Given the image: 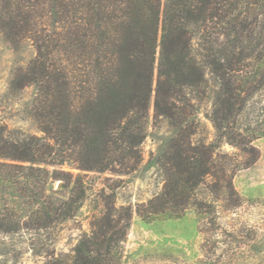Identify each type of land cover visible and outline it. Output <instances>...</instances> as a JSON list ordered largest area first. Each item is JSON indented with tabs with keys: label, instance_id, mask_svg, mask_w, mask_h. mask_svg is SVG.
I'll use <instances>...</instances> for the list:
<instances>
[{
	"label": "trees",
	"instance_id": "1",
	"mask_svg": "<svg viewBox=\"0 0 264 264\" xmlns=\"http://www.w3.org/2000/svg\"><path fill=\"white\" fill-rule=\"evenodd\" d=\"M0 34L36 49L20 78L37 87L42 134L16 138L0 128L1 237L74 218L88 192L82 173L137 171L150 127L164 123L171 158L149 165L170 180L145 213L163 214L170 196L182 206L208 175L235 192L233 173L212 160L222 144L247 145L240 126L264 86V0H0ZM208 98L216 138L206 144L194 138ZM129 220L106 219L102 252L80 243L70 263L48 264H109L112 236Z\"/></svg>",
	"mask_w": 264,
	"mask_h": 264
},
{
	"label": "rangeland",
	"instance_id": "2",
	"mask_svg": "<svg viewBox=\"0 0 264 264\" xmlns=\"http://www.w3.org/2000/svg\"><path fill=\"white\" fill-rule=\"evenodd\" d=\"M36 54L30 41L12 45L0 34V128L16 138L42 135L33 117L37 87L20 78ZM211 110V98L199 105L196 141H215L216 131L206 117ZM248 113L240 126L246 148L222 144L212 160L216 168L233 173L234 193L225 189L222 178L208 175L182 206L175 207L170 196L163 214L145 213L170 180L154 163L162 155L165 161L171 158L169 127H150L137 171L125 176L82 173L88 192L76 216L45 232L0 236V264L70 263L80 243L102 252L100 228L107 218L125 225L127 212L129 226L112 236L109 264H264V86L251 97ZM61 187V182L53 186L55 191ZM202 229L210 231L204 235Z\"/></svg>",
	"mask_w": 264,
	"mask_h": 264
},
{
	"label": "water",
	"instance_id": "3",
	"mask_svg": "<svg viewBox=\"0 0 264 264\" xmlns=\"http://www.w3.org/2000/svg\"><path fill=\"white\" fill-rule=\"evenodd\" d=\"M59 187H60V185H59Z\"/></svg>",
	"mask_w": 264,
	"mask_h": 264
}]
</instances>
